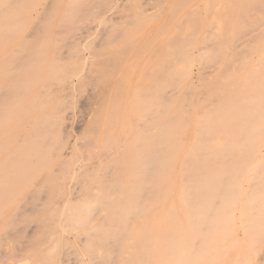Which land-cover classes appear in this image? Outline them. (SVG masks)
Masks as SVG:
<instances>
[{"label":"bare ground","instance_id":"obj_1","mask_svg":"<svg viewBox=\"0 0 264 264\" xmlns=\"http://www.w3.org/2000/svg\"><path fill=\"white\" fill-rule=\"evenodd\" d=\"M27 1L31 2L27 3ZM74 1L76 2V0ZM33 3L32 0H0V264H3V259L10 256L12 252L11 245H8V240L12 236L6 230L10 224H15L13 223L14 220H17L18 205L26 201L22 198V193L28 189L47 190L46 188H48L51 189L52 194L53 191L59 189L60 195V190L62 192L67 188V176L70 172L76 176L77 191L84 194L83 197L75 200L82 212L84 207L97 210L96 207L115 206L112 213L106 217L103 215L104 220L111 223L114 228L103 233L99 232L101 228L99 231L95 229L96 231L94 230L92 234L99 238L101 245L99 249H102L103 252H108L107 248L111 251V243L108 242L110 240L113 244L112 248L115 249L112 254L117 257L120 256L119 259L123 257V261H128L127 264H256L254 256L252 258L253 252L257 249L255 241L264 236V158H256V155H254L255 158L248 156L250 159L248 157L244 159L241 157L239 159L238 157L237 159L234 158V150L238 149H234L235 144H232L234 141L225 139L226 135L223 137L224 139H219L221 131L227 130L225 128L227 124L225 126V123H222V126L217 125L220 121L213 124L211 118L213 115L202 116L196 127V135L203 141H199L196 137L198 143L193 144L187 151L189 154H194L195 157H187L182 167H179V158H164L165 155L163 157V154L175 150L170 149L169 145L179 146L183 143L180 140H172L171 128L163 123L168 121V118H172L171 112L164 107L166 96L161 94V86H163L161 81L165 74H163L164 66L161 67L163 63L160 64V57L163 54L160 53L161 55H159L158 51L152 53L139 63L137 62L136 67H133L134 70H131L129 62H132L131 65L136 62V59L132 57L134 56L132 55L133 50L131 51L133 40L128 39V32V37L120 39L123 38L124 30H122V36L117 33L118 35L112 36L110 40L103 38L99 42L97 41L98 43L95 40L97 44L91 47L89 45L92 43L81 41L82 37L79 38V36L78 41L76 40L74 43H68V41L66 46L69 44V49L66 48L67 51L64 50L65 52L61 53L57 47L63 33L59 29L58 31L44 32H41L42 29H40L41 33H38L37 30V33L30 35L24 32L27 22L31 19ZM73 3L71 7L74 5ZM72 8H77V5ZM73 14H68L69 17L68 15L67 17L71 20L70 17L75 16H70ZM63 17L66 18V16ZM68 18L65 19L66 22H68ZM28 33L30 32L28 31ZM187 33L189 32L187 31ZM91 37H93L92 34ZM144 37L146 36L144 35ZM88 41H91V38ZM88 46L90 47L87 48L89 52H83ZM140 47L143 45L140 44ZM174 47L176 49L175 45ZM134 49L138 48L135 46ZM135 51L138 52L139 50ZM177 55L179 54L176 53ZM143 56H145L144 52ZM136 58L140 59L142 56H136ZM180 62L182 61L180 60ZM174 65L176 66V64ZM175 66H170L172 76H178L177 67H180L181 64ZM238 69L236 68V70ZM180 71L181 74L183 68ZM183 75L187 76L188 73H183ZM188 76L190 78L191 74ZM179 81L181 82V80ZM182 81L184 80L182 79ZM181 84L177 83L176 85L182 87L184 84ZM88 86L91 89L89 88L90 91L86 95L84 90ZM180 89L182 91V88ZM75 92H84L85 97H82L77 103L78 109H76L75 114L77 116V128L81 133L79 134L80 138L76 136L72 140L73 137L70 139L68 133L70 132L68 130L69 123L67 125L66 122L72 118L70 117L71 114L68 113L72 108V103H69L68 99ZM4 96L6 100L3 99ZM261 98L259 96V99ZM256 101L259 102L260 100L257 98ZM260 104L259 106H261ZM201 106L203 107V105ZM168 107H172V103ZM216 110H218L217 107ZM175 111L180 112V109L176 108ZM214 114L216 115L215 112ZM253 115L255 114L253 113ZM255 117L252 120L251 117L249 118L250 123L256 121ZM262 118L264 119V117ZM174 120H176L175 117ZM263 124H260L261 128H264L262 127ZM261 131L263 132V130ZM261 134L260 132L259 135ZM230 135L232 137V134H229V137ZM259 135L258 138L256 137L258 142H260V138L263 139L261 136L259 138ZM253 136L255 138L256 135ZM253 136L251 137L253 138ZM242 137L244 136L242 135ZM78 138L82 140V144L77 146ZM210 138L212 140H209ZM12 142H14L15 147L13 146L12 150H8L9 147L6 148V146L11 145ZM6 143L8 144L6 145ZM231 144L234 145L233 148ZM250 145L246 143L243 145L244 149L247 151L246 148ZM230 146L233 150H230ZM188 147L190 146L188 145ZM177 151L180 152L182 149ZM227 151L234 153L232 158L219 159L218 157V159H212L213 163H208L204 154H202L203 158L199 157L200 155H197L198 158H196L198 153L216 154L222 152L225 154ZM81 152L84 154V160L81 158L83 161L71 169L72 159ZM168 171L171 172V176L168 175ZM179 178L182 179L181 189L177 200L176 198L174 200L175 202L178 201L179 205L173 204L171 207H167L169 196L174 193ZM74 189L76 190V188ZM74 189L71 188V191ZM163 193L165 198H162L159 209L157 208L161 228L157 231H154V228L144 231L138 237V243L135 242L134 245L126 247L127 241L125 244L123 243L125 232L120 230L123 227L117 228L120 222L123 223L127 214L122 213V210L126 209L132 212L131 209L141 208L142 205H156ZM58 197H52L51 200L59 206L70 204L72 206L73 203H76L72 201V198L58 199ZM52 201L51 203H53ZM86 208L85 211L87 212ZM105 209L107 211V208ZM138 210L142 212V210ZM75 211L73 212L75 213ZM89 212L91 214V211ZM51 214L53 215V212ZM137 215L135 214L133 219L137 218ZM54 217L52 216L51 219L53 220ZM88 217L87 220L90 219ZM47 220L49 219L44 218L41 221L47 225ZM71 221L73 223L74 220ZM49 222L51 224V221ZM77 224L79 225V223ZM76 226L75 223L74 227L76 228ZM79 226L81 227V225ZM81 229L84 228L81 227ZM126 230L128 232L129 229ZM239 231H243L247 239H250L249 242H246L247 245L242 248L243 250L238 243L237 233ZM5 232H8V235ZM5 236L11 237L7 240ZM258 245H260L257 246L259 248L263 247L260 242ZM30 247L27 246L22 251L28 253ZM132 252L136 254V258L131 257V261L129 259ZM122 253L123 255H121ZM128 254L130 255L128 256ZM134 259L135 261H133ZM30 262L31 258L28 255L22 263L29 264ZM259 262L260 264L264 262L263 256ZM41 263L39 262V264ZM48 264L50 263L48 262Z\"/></svg>","mask_w":264,"mask_h":264},{"label":"rangeland","instance_id":"obj_2","mask_svg":"<svg viewBox=\"0 0 264 264\" xmlns=\"http://www.w3.org/2000/svg\"><path fill=\"white\" fill-rule=\"evenodd\" d=\"M102 1L76 0L75 2L74 0H32V2H34L33 3L34 5L32 4V8H31V19L29 20V22H27L24 28L25 29L24 32H26L27 35H30L32 33H37V30L38 33H41L44 31H58L59 29L63 34L62 37L60 38V42L62 43L59 42V46L57 48L59 52L64 53L65 51H67V49H69L68 46L69 44L67 45L68 47L66 46V43L68 41H69L68 43L71 42L74 43L76 40L78 41V39L82 37L81 41H85V42L87 41L88 43H92V45L88 44L91 47L94 44H97L100 41V39L102 40L103 38H106L107 40L108 39L110 40L112 39V36L118 35L117 33L121 34L122 30H124L123 32L125 33L123 35V38L121 37L120 39H124L128 37L127 34L129 33L128 39H130L131 41L133 40L131 51L133 50L132 55L134 56L132 55L131 56L136 59V62L134 64L133 61L134 65H131L132 62H129V68L131 66V70L132 69L134 70V68L137 65V62L139 63L140 61L143 60V58H146L150 54L156 53L157 51L159 55H161L160 53L163 54L161 55L162 58L160 57V64L161 62L163 63L161 64V67L163 68L164 66L163 74L165 73L166 75L164 74V76H162L161 85L163 86H161V94L166 96V100H165L166 102L164 101V104L166 106L164 105V107L165 109H168L172 115V118H168V121L166 120L163 123L171 128L172 140L174 139H175L174 141L180 140L183 143V145L177 144L179 146L169 145V148L171 147L170 149H175L174 150L175 152L174 151H172L173 153L166 152L168 155L166 153L163 154V157L165 155L164 158L166 157L179 158L180 159L179 167H182L184 165V160L187 157L189 156L195 157L194 154H189L187 153V151L192 147L193 144L196 145V143H198L197 139L199 138L196 135V127L199 124V121L201 120L202 116L207 117L208 115L210 116L213 115L211 116L212 123L214 122L213 124H217L218 121L220 122L217 125L222 126L225 123L224 124L225 126L227 124L225 126L227 130L225 129V131L223 130L221 131V135L219 136V139L220 140L224 139L223 137L226 135L225 139L227 140L229 139L230 141L233 140L234 143L232 144H235L234 149L236 148L238 149H236V151L234 150L235 153L234 156H233L234 153L231 151H227L225 154L222 152L216 154L215 153L209 154L207 152L198 153L196 154V156L200 155L199 157L203 158L202 154H204V156L208 160V163H213L214 161L212 159L215 160L218 159V157L219 159H224V158L230 159L233 156L236 159L237 157L238 159L240 157L244 159L248 156L252 157L256 155V158H264V128H261L260 126V124L264 123L263 121L264 119L262 118L264 117V100H263L264 99L263 97L264 96L263 94L264 93V86H263L264 85V74H263L264 73V0H102ZM30 2L31 1H27V3ZM72 3L74 4L72 7H76L77 5V8H74L75 11L73 12L72 10L74 9L71 7ZM69 11H71L72 14L75 12V14L70 15V16L75 15L74 17H70L72 18L71 20L68 18L69 17L68 14H71L69 13ZM62 15L68 18V22H66L67 19ZM61 21L63 22L61 23ZM194 28H196L197 30L195 31ZM40 29H42V31ZM28 31L30 33H28ZM137 31L142 33H139ZM145 31L151 34H148ZM187 31L189 33H187ZM69 32H70V36H69ZM182 32L184 33L182 34ZM109 33L111 35V38ZM91 34L93 35V37H91ZM106 34L107 36L108 35L109 36L108 37L105 36ZM140 34H142L143 38L142 36H140ZM158 34L160 35L159 36L160 38L158 37ZM103 35L105 37H102ZM144 35L146 37L148 35V37L146 38L144 37ZM89 38H91V41H88ZM150 38L152 39L151 41ZM95 40L96 42L97 41L98 42L96 43ZM172 41L174 42V44ZM150 42H152L153 45ZM140 44H142L143 47H140ZM51 45L53 46V43ZM171 45H173L172 47H174L175 45L177 50L175 49V47L172 48ZM89 46L85 47L83 52L88 53L89 52L88 49L90 48ZM135 46L138 49H134ZM140 49H142V51H140ZM135 50H139V51L136 52ZM143 52L145 56H143ZM176 53L179 54L177 55L178 57L176 56ZM181 53L182 55H180ZM136 56L137 57L142 56V58L139 59L136 58ZM219 56L222 59H220ZM137 59L139 60L137 61ZM180 60L182 62H180ZM204 63H206L207 65ZM174 64H176V66H180L181 64L180 66L181 68L177 67L178 68L177 72L180 74L181 72L180 70H182L183 68V71L180 75L182 76V79L186 81V83L182 81L178 73H177L178 76L176 75L172 76L173 73L171 72L172 70L171 67L175 66ZM206 67L210 69L207 70ZM177 68L175 69L177 70ZM236 68L237 69L239 68L238 70L240 72H237L238 70H236ZM185 70L187 71L188 75L191 74L190 78L188 75H187L188 77L186 75L185 76L183 75V73L187 74ZM176 77H178L179 80H181V82L177 80L178 78ZM168 81L171 82L169 83ZM177 83L180 84L182 83L184 85L181 84L182 87H179L178 85H176ZM251 83L253 84L255 83L256 85L255 84L253 85ZM89 88L90 87L88 86L86 87V90H84L86 95L89 93L91 89ZM180 88H182V91ZM84 92H80V93L75 92L72 95L74 97L71 96L72 98L69 97L68 99L69 103H72L71 104L72 108L69 107L70 110L68 109L69 110L68 113L71 114L70 117L72 118H70L69 121H67L66 123L67 125L69 123L68 127L70 129L68 128V130L71 133L70 132L68 133L70 135L72 134L71 136L69 135L70 139L73 137L72 140L76 136L80 138L79 134L81 133L79 132L80 130H78L77 128V116L75 114L77 112L76 109H78L77 103L80 101L82 97H85ZM202 96L204 97L202 98ZM259 96L260 98L262 97L263 99L262 98L259 99ZM257 98L258 100H260L259 102H262L263 104L262 103L260 104L258 101H256ZM3 99L6 100V97L4 96ZM170 103H172V107H168ZM256 103L257 104L259 103L261 106H259V104L257 105ZM199 105L200 106L203 105V107L201 106L202 107L201 108ZM216 107L218 110H216ZM176 108L177 109L179 108L180 112H176L175 111ZM182 108L184 109L183 110L184 112L182 111ZM214 112L216 113L217 117L214 114ZM175 113L177 114V116ZM253 113L255 115H253ZM73 114L75 117L73 116ZM218 116L221 120L218 118ZM174 117L176 118L177 121L174 120ZM221 117L222 118L224 117V119H222ZM254 117L257 122L253 121L252 123H250V121L254 119ZM249 118L251 120H249ZM214 119L215 121L217 120L216 123ZM262 127H264V124ZM249 128H251L252 130ZM253 129L254 132L256 130L255 133L252 132ZM184 130L185 131L187 130V132H185ZM259 130L262 133L261 135H259L260 132H257ZM261 130H263V132ZM177 131L178 134H176ZM229 134H232V137L231 135L229 137ZM241 134L244 137H242ZM254 134L256 135L255 138L253 136ZM258 135L259 138L260 136L263 137L262 140L260 138L259 140L260 142H258L257 139ZM251 136H253V138ZM79 138H78L77 146L78 144L79 145L82 144V140ZM250 138L253 139L251 142H250L251 140ZM241 139H242L241 141L242 143L240 142ZM209 140H212V138H210ZM235 140L237 143L235 142ZM248 140L250 143L253 142L251 145L252 148L254 147L255 149L251 148V145L248 142ZM199 141H203V139L200 138ZM246 143L250 145L248 146V148H246L248 149L247 151L244 149L245 147L243 146L246 145ZM7 144L8 143H6V145ZM210 144L211 143H209V145ZM188 145L190 147H188ZM13 146L15 147L14 142H12L11 145L10 144L7 145L6 148L9 147L8 150H12L14 148ZM210 147L212 146L210 145ZM233 147L234 145H232V148ZM232 148L230 150H233ZM179 149H182V151L178 152L177 150ZM228 152L230 153V155ZM244 152L246 153L243 154ZM256 152L259 154H257ZM198 156L196 158H198ZM81 158L84 160V154H82V152L77 153L74 159H72L71 161L70 168L72 169L73 166L80 164L83 161ZM170 174L171 172L168 171L169 176H171ZM75 181H76V176L73 173L71 174L70 172L67 176L66 190L62 192L60 190V193L62 195L61 194L59 195V189L55 190L58 192L52 190L53 194L55 192V195H53L52 192H50L51 189L48 188H46L48 191L44 189H40V190L28 189L27 191H24L22 193V198L26 199V201L20 203L19 204L20 206L18 205V209H17L18 217L17 220H14L15 222L13 221V223H15L16 225L10 224V226L6 230L9 232V235L12 236V238L9 240L8 238H10L11 236L10 237L5 236V238L7 237L8 245L9 246L11 245L10 246L12 250L10 254L11 258H9L10 256L4 258L5 257L4 256L3 257L4 259L2 258L4 260L2 261L3 264L4 263L23 264L22 263L23 259L28 255L31 258V262L29 264H39V262L40 263L42 262L41 264H48V262L50 264L52 262H53L52 264H127L128 263V261H123V257L119 259L120 256L117 257L114 256L115 254H112L113 250L115 251V249L112 248L113 244L112 242H110V240H108V242L109 244L111 243L110 245L111 251H109V248H107L108 252L105 251L103 252L102 249H99L101 248L100 240L97 236H94L92 234L94 233L95 229L99 231V229L101 228L99 232L103 233V232H109L114 228V226L111 223L106 222L104 220V216L106 217L108 214L112 213L115 210V206L108 205L107 207L105 206L99 208L96 207L97 210H95V208L94 210H92L93 208L87 209L86 207H84L83 209L84 211L82 212L81 207H78L79 204L75 200L77 198L83 197L84 194L82 192L77 191L78 185L75 184L76 183ZM181 183H182V179L181 180L180 178L177 179V186L175 187L174 193H171V196H169V201H167V207L169 206L171 207L173 204L179 205V202L178 201L175 202L174 200L175 198L177 200L179 196ZM70 187L72 189L76 188V190L74 189L71 191ZM50 196H52L53 198L59 196L58 199L69 197L70 199L72 198V201H75L77 204L73 203L72 206H70L71 204L67 206H59L57 203L51 200L53 198ZM48 197L49 199H47ZM162 198L163 199L165 198L164 193L161 194V199L160 201L157 202V204L155 203L156 205L146 204L145 206L142 205L141 208L139 207L138 209L142 210V212H139L138 209H131L133 210L132 212L126 209L122 210V213L124 214L127 213L128 215L126 214L123 223L120 222L117 228H119L120 226L123 227L120 228V230L121 231L124 230L125 232V239L123 243L125 244V242L127 241L126 247L128 245L131 246L134 245L135 242L138 243L137 239L138 237L141 236V233H143L144 231L149 230L151 228H154V231H157L159 228H161V223L160 221H158V216L160 215L157 214V211L159 209V204L161 203ZM47 200H49L50 202L49 201L46 202ZM51 201L53 203H51ZM48 203H50L51 205ZM85 208L87 209V212L85 211ZM105 208H107V211ZM88 210L91 211V214ZM73 211H75V213ZM52 212L53 215L51 214ZM54 213L57 214L55 215ZM135 214L137 215V218L135 217L133 219V216ZM52 216H55L53 220L51 219ZM88 216L90 217V219ZM87 217L89 220H87ZM44 218L49 219L47 220L48 222L47 225L46 223L41 221ZM64 218L66 219L64 220ZM67 218L69 219L71 218V220H74L73 221L74 225L73 223H71L72 221ZM75 219L78 221L75 222L76 221ZM49 221H51L52 225L50 224ZM103 222L106 223V225H104ZM75 223L77 225L76 228L74 227ZM77 223H79V225H81V227L84 229H81V227ZM98 223L99 224L101 223L100 226ZM107 225L109 226V228ZM78 226L80 227V230ZM140 226H142V228H140ZM132 228H134L136 231L133 230ZM52 229L55 230L52 231ZM126 229H129L128 232ZM89 230L91 231V233ZM8 232H5V234L7 233L8 235ZM18 232L20 233L18 234ZM122 235H124L123 232ZM135 237H136V241H135ZM237 238H238V243H240L239 247L241 246V249L247 245L246 242L250 241V239L249 240L247 239L246 234L243 231H239L237 233ZM263 238L264 236H261L259 238L260 240L255 241L256 242L255 247L257 249L255 250V252H253L254 254L252 255V258L254 256V260L256 264H260L259 259L261 258V256L264 257ZM258 242L262 243L261 246L263 247L260 248L257 247L260 246L258 245ZM27 246H31L30 252L28 253L22 251ZM89 247L91 248L87 250L86 248ZM93 251H95L94 254H91L93 253ZM121 255H123V253ZM129 255L130 254H128V256ZM131 255L129 260H131V257L136 258V254L134 252H132ZM114 257L116 258L113 259ZM133 261H135V259ZM262 264H264V262Z\"/></svg>","mask_w":264,"mask_h":264}]
</instances>
